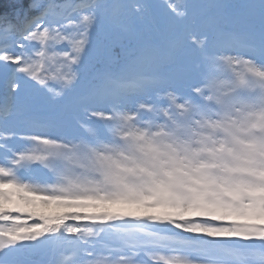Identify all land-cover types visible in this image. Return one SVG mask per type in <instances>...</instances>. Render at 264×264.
Returning <instances> with one entry per match:
<instances>
[{
	"label": "snow or ice",
	"instance_id": "6c2138e0",
	"mask_svg": "<svg viewBox=\"0 0 264 264\" xmlns=\"http://www.w3.org/2000/svg\"><path fill=\"white\" fill-rule=\"evenodd\" d=\"M0 264H264V0H0Z\"/></svg>",
	"mask_w": 264,
	"mask_h": 264
},
{
	"label": "rangeland",
	"instance_id": "374dc122",
	"mask_svg": "<svg viewBox=\"0 0 264 264\" xmlns=\"http://www.w3.org/2000/svg\"><path fill=\"white\" fill-rule=\"evenodd\" d=\"M157 2H162V0H157ZM64 210L65 209L58 207L56 205H50V206L41 207L38 209V211H43V212L48 213V214H55V213H58V212H61ZM29 222H31V221H29Z\"/></svg>",
	"mask_w": 264,
	"mask_h": 264
}]
</instances>
